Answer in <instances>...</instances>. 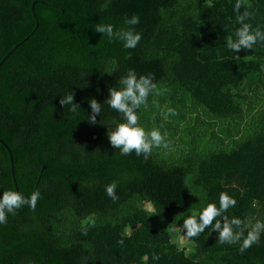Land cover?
Wrapping results in <instances>:
<instances>
[{"label":"trees","instance_id":"1","mask_svg":"<svg viewBox=\"0 0 264 264\" xmlns=\"http://www.w3.org/2000/svg\"><path fill=\"white\" fill-rule=\"evenodd\" d=\"M235 3L0 0V62L21 44L0 69V139L17 184L0 144V196L40 192L35 211L24 206L0 224V264H264V233L240 253L211 228L193 240L181 229L218 207L221 192L237 201L229 218L264 222V42L227 48L240 26ZM245 10L264 31V0H245ZM133 15L139 24L126 25ZM98 24L142 39L126 49ZM129 70L160 90L137 110L140 126L171 142L147 161L120 155L107 136L122 117L105 101ZM68 93L75 114L59 103ZM92 98L102 105L94 125ZM168 108L176 115L165 119ZM113 181L115 202L105 192Z\"/></svg>","mask_w":264,"mask_h":264},{"label":"clouds","instance_id":"2","mask_svg":"<svg viewBox=\"0 0 264 264\" xmlns=\"http://www.w3.org/2000/svg\"><path fill=\"white\" fill-rule=\"evenodd\" d=\"M245 7V0H236L234 9L238 13L237 22L240 25L235 31V39L232 36L227 37L226 46L234 53L241 50L253 49L257 42H264V31L259 28L253 30L252 25L248 23L252 18V14L240 9ZM140 18L136 15L126 18L124 23L129 26L139 24ZM95 32L102 33L109 39L119 40L126 49H135L142 39L139 32L134 31L132 27L121 28L115 30L112 24H98ZM237 58H239L237 56ZM154 78L151 75L137 76L134 70H129L127 75L119 78V87L109 89V98L105 103L122 117V122L109 129L107 136L110 145L114 149L120 150V155L126 156L135 153L137 156H143L147 161L151 156L154 148L169 149L171 142L167 140L166 134H162L157 128L146 131L140 126V117L137 110L144 106H148V97L150 94H160V90ZM61 107L70 105L68 109L72 113H76L80 107L74 103V94L68 93L59 101ZM91 114L88 116V122L91 125L97 123L96 117L101 114L102 105L92 98L88 101ZM169 115H176L175 109L168 108L165 113V119ZM117 183L105 186V192L114 202L119 199L116 194ZM40 199V192L34 191L29 197H24L17 191L7 190L0 196V224H6L9 214L16 215L17 210L24 206L30 207L35 211L36 204ZM237 201L226 192L219 195V206L215 203H209L198 215H189L184 218L181 226L182 230H186L184 238L193 240L204 233L205 229L211 228L218 233V241L220 244H239L240 253H244L253 244L260 242L261 234L264 233V222L257 220L254 224L246 226L238 217L229 218L226 213L230 208L235 207ZM248 228L245 236V228ZM123 243V241H119ZM158 259V257H153Z\"/></svg>","mask_w":264,"mask_h":264},{"label":"water","instance_id":"3","mask_svg":"<svg viewBox=\"0 0 264 264\" xmlns=\"http://www.w3.org/2000/svg\"><path fill=\"white\" fill-rule=\"evenodd\" d=\"M28 40V38L26 39ZM25 40V41H26ZM21 44L17 45L10 53H8V55L0 62V69L2 67V65L4 64V62L10 57V55L14 52V50H16ZM0 144H2L8 151L9 155H10V160H11V172H12V175H13V178H14V182H15V185L17 187V184H16V180H15V170H14V161H13V157H12V154H11V151L10 149L8 148V146L6 145V143L0 139ZM45 169V167L43 168Z\"/></svg>","mask_w":264,"mask_h":264},{"label":"rangeland","instance_id":"4","mask_svg":"<svg viewBox=\"0 0 264 264\" xmlns=\"http://www.w3.org/2000/svg\"><path fill=\"white\" fill-rule=\"evenodd\" d=\"M142 209H148L151 210V206L150 205H145V206H141ZM180 242H183V239L180 238ZM184 246H187V244H185ZM189 247V245H188Z\"/></svg>","mask_w":264,"mask_h":264},{"label":"flooded vegetation","instance_id":"5","mask_svg":"<svg viewBox=\"0 0 264 264\" xmlns=\"http://www.w3.org/2000/svg\"><path fill=\"white\" fill-rule=\"evenodd\" d=\"M4 253H11V251L10 250H7V251H4Z\"/></svg>","mask_w":264,"mask_h":264}]
</instances>
